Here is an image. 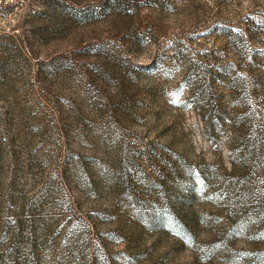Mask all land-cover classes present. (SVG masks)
Masks as SVG:
<instances>
[{
  "label": "rangeland",
  "instance_id": "1",
  "mask_svg": "<svg viewBox=\"0 0 264 264\" xmlns=\"http://www.w3.org/2000/svg\"><path fill=\"white\" fill-rule=\"evenodd\" d=\"M0 264H264V0H0Z\"/></svg>",
  "mask_w": 264,
  "mask_h": 264
}]
</instances>
